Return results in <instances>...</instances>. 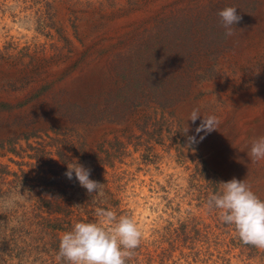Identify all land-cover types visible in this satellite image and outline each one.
I'll list each match as a JSON object with an SVG mask.
<instances>
[{"label":"rangeland","instance_id":"obj_1","mask_svg":"<svg viewBox=\"0 0 264 264\" xmlns=\"http://www.w3.org/2000/svg\"><path fill=\"white\" fill-rule=\"evenodd\" d=\"M193 108L217 131L197 134ZM260 135L264 0H0V264H60L97 208L142 231L126 264H264L205 207L234 177L264 200ZM75 161L103 196L65 176Z\"/></svg>","mask_w":264,"mask_h":264},{"label":"clouds","instance_id":"obj_2","mask_svg":"<svg viewBox=\"0 0 264 264\" xmlns=\"http://www.w3.org/2000/svg\"><path fill=\"white\" fill-rule=\"evenodd\" d=\"M218 16L225 38L235 37L238 30L236 25L242 19L237 14V8L225 7L218 11ZM197 119H201V124L196 129L197 134L217 131L218 120L215 116L205 118L198 108H193L187 121L195 123ZM187 132L186 125L184 134ZM188 141L189 146L197 142L194 136L188 137ZM247 156L252 162L264 160V135L251 141ZM67 169L65 176L72 180L74 174L79 185L89 195H104L103 184L90 179L91 169L78 161L67 164ZM217 185L218 190L207 197L206 209L217 211L220 221L233 227L243 244L264 249V200L252 191L246 179L238 180L234 177ZM22 198L21 193L10 197L3 202V206L13 207L16 200ZM95 214L98 218L96 221L77 222L71 231L61 234L56 255L60 264H126L133 255V250L140 246L142 231L132 217H117L114 210L105 208H97Z\"/></svg>","mask_w":264,"mask_h":264}]
</instances>
